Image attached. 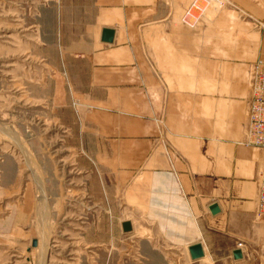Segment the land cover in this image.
<instances>
[{"label":"crops","instance_id":"1","mask_svg":"<svg viewBox=\"0 0 264 264\" xmlns=\"http://www.w3.org/2000/svg\"><path fill=\"white\" fill-rule=\"evenodd\" d=\"M192 1L58 0L50 60L94 202L133 208L160 240L231 261L264 239L260 151L243 138L248 64L264 61V36L245 17L264 16V0H207L189 25L180 17Z\"/></svg>","mask_w":264,"mask_h":264},{"label":"rangeland","instance_id":"2","mask_svg":"<svg viewBox=\"0 0 264 264\" xmlns=\"http://www.w3.org/2000/svg\"><path fill=\"white\" fill-rule=\"evenodd\" d=\"M57 4L0 0V264H264L255 251L231 261L213 257L203 243L191 257L185 243L160 240L156 227L142 226L137 210L120 204L108 214L94 202L74 116L61 113V75L50 60ZM191 11L189 23L200 16ZM245 19L264 36L263 14Z\"/></svg>","mask_w":264,"mask_h":264},{"label":"built area","instance_id":"3","mask_svg":"<svg viewBox=\"0 0 264 264\" xmlns=\"http://www.w3.org/2000/svg\"><path fill=\"white\" fill-rule=\"evenodd\" d=\"M193 3L192 1L183 10L181 22L193 24L188 22ZM246 82L248 98L244 108L243 138L246 144L253 145L260 151V167L255 179L254 214L256 217L264 218V61L256 59L248 64ZM241 245V242L236 243V246ZM257 255L264 259V239Z\"/></svg>","mask_w":264,"mask_h":264},{"label":"water","instance_id":"4","mask_svg":"<svg viewBox=\"0 0 264 264\" xmlns=\"http://www.w3.org/2000/svg\"><path fill=\"white\" fill-rule=\"evenodd\" d=\"M111 35H112V31L106 29V30H104L102 32L101 39L103 41H109ZM122 229L124 231H127V230L130 229V225H129V223L127 221H124L122 223ZM189 252H190V256L191 257H198V256L201 255V249H200V247H199V245L197 243H194L192 245H189ZM235 254H236L235 256H239V253L238 252H236Z\"/></svg>","mask_w":264,"mask_h":264},{"label":"bare ground","instance_id":"5","mask_svg":"<svg viewBox=\"0 0 264 264\" xmlns=\"http://www.w3.org/2000/svg\"><path fill=\"white\" fill-rule=\"evenodd\" d=\"M200 1H202V0H193L194 3H193V6L190 8V10L194 9L198 13L202 9H204L205 6H206V3L205 2H207V0H203V3H200ZM191 13H192V11H191ZM200 15H201V12H200Z\"/></svg>","mask_w":264,"mask_h":264}]
</instances>
